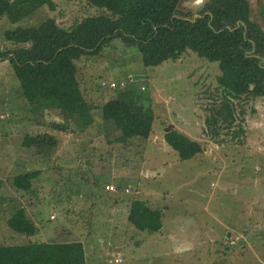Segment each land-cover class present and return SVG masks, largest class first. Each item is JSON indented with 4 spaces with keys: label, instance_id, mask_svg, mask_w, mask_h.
<instances>
[{
    "label": "rangeland",
    "instance_id": "1",
    "mask_svg": "<svg viewBox=\"0 0 264 264\" xmlns=\"http://www.w3.org/2000/svg\"><path fill=\"white\" fill-rule=\"evenodd\" d=\"M52 1L53 8L40 7L16 24L1 18L0 52L17 46L4 37L16 26L53 18L67 28L107 12L87 0ZM206 1L181 0L179 9L195 14ZM248 1L264 29V0ZM76 66L94 121L83 130L72 121L63 130L53 127L64 122L56 109L32 110L11 66L0 61V245L80 240L87 264H118L114 257L120 264H264V97L235 99L232 116L212 122L223 100L218 64L192 51L145 67L139 52L117 39ZM102 80H125L152 112L147 139L116 141L121 122H104L97 107L114 93L99 86ZM170 128L203 151L180 159L164 140ZM27 170L39 171L31 192L12 184ZM135 198L161 210L159 232L129 223ZM20 208L36 226L31 236L7 225Z\"/></svg>",
    "mask_w": 264,
    "mask_h": 264
},
{
    "label": "trees",
    "instance_id": "2",
    "mask_svg": "<svg viewBox=\"0 0 264 264\" xmlns=\"http://www.w3.org/2000/svg\"><path fill=\"white\" fill-rule=\"evenodd\" d=\"M87 2L107 12L85 17L67 28L47 18L39 25L16 26L4 33L5 39L17 46L0 52V61L6 60L11 66L32 110L58 111L64 122L53 123L54 128L66 130L73 121L83 130L93 123L94 106L80 88L76 61L100 55L105 46L117 39L135 48L145 67L177 60L187 51L217 62V83L223 100L219 108L213 109L212 122L231 117L230 102L235 99L264 97V29L252 20L248 0H207L195 14L180 10L181 0ZM45 5L54 6L52 0H0V19L5 17L16 24ZM120 81L125 82H115ZM126 85L105 87L114 93L107 94L97 105L104 122H121L116 138L121 143L132 137L147 139L153 125L152 112L136 98L134 89L124 88ZM164 140L182 160L203 151L199 142L174 128L165 132ZM32 141V137L25 138L23 146H31ZM38 174V170L23 171L13 175L12 184L31 192V180ZM161 219L160 209L140 199L131 201L127 220L136 229L159 232ZM7 225L27 236L36 231L23 208L7 219ZM0 264L87 263L84 244L76 240L0 245Z\"/></svg>",
    "mask_w": 264,
    "mask_h": 264
},
{
    "label": "built area",
    "instance_id": "3",
    "mask_svg": "<svg viewBox=\"0 0 264 264\" xmlns=\"http://www.w3.org/2000/svg\"><path fill=\"white\" fill-rule=\"evenodd\" d=\"M101 87H108V88H116V87H120V86H125V82L124 81H120V82H115V81H107V80H102L100 82ZM106 189H110V190H115V188L112 185H106ZM128 191V190H126ZM51 219L55 218V215H51L50 216ZM116 263H122V258L121 257H114L113 260Z\"/></svg>",
    "mask_w": 264,
    "mask_h": 264
},
{
    "label": "water",
    "instance_id": "4",
    "mask_svg": "<svg viewBox=\"0 0 264 264\" xmlns=\"http://www.w3.org/2000/svg\"><path fill=\"white\" fill-rule=\"evenodd\" d=\"M136 76H138V75H134V79L138 78V77H136ZM140 76H142V75H140ZM142 77H143V76H142Z\"/></svg>",
    "mask_w": 264,
    "mask_h": 264
},
{
    "label": "crops",
    "instance_id": "5",
    "mask_svg": "<svg viewBox=\"0 0 264 264\" xmlns=\"http://www.w3.org/2000/svg\"><path fill=\"white\" fill-rule=\"evenodd\" d=\"M86 257V256H85ZM86 263H87V261H86Z\"/></svg>",
    "mask_w": 264,
    "mask_h": 264
}]
</instances>
